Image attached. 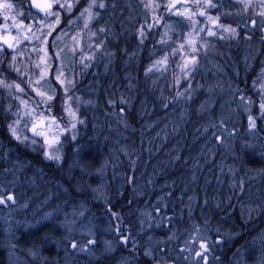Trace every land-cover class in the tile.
I'll return each mask as SVG.
<instances>
[{"label": "trees", "instance_id": "trees-1", "mask_svg": "<svg viewBox=\"0 0 264 264\" xmlns=\"http://www.w3.org/2000/svg\"><path fill=\"white\" fill-rule=\"evenodd\" d=\"M23 1L27 5L28 0ZM212 2L217 8L206 9L208 15L219 16V23L235 28L237 35L221 38L222 32L207 24L204 17L196 16L197 27L211 28L217 35L209 37L205 31L199 37H191L196 42L198 63L190 81L186 82L178 66L183 63L182 56L191 53L185 44L187 37L180 35L182 31H193L189 21L160 9L157 15L161 23L150 31L145 29L146 38L141 39L138 29L145 23L146 15L141 0H107L108 19L101 27L107 30L103 40L111 53L102 50L99 62L93 61L87 67L80 62L83 52L70 55L74 75L70 93L72 100L75 99L73 105L79 122L75 140L72 137L63 140L61 159L53 161L41 149L16 141L8 128L11 120L0 121V170H4L10 181L7 189L0 184V193L15 196L14 202L7 203L9 208L17 206V190L22 178L26 180L27 165L43 170L33 177L42 188H47L49 179L54 177L49 173L51 169L62 180L63 174L67 178L65 188H62L63 181L57 186L60 195L69 200L70 193H76L72 181L75 178L82 181L79 200L69 209L84 211L88 224L85 244L95 241L89 250L104 246L106 241H115L118 248L114 253H132L119 243L116 222V226L122 225L128 232V240L133 243L160 240L180 248L199 246L197 237L203 236L210 248L208 263L234 264V259L242 255L248 263L256 258L262 264L264 220L253 214L257 210L264 212V204L256 205L252 200L256 191L264 193V166H261L264 165V118L260 115L262 94L258 85V68L264 52L243 54L240 45L250 28V33H257L259 16L256 13L262 9L259 0H252V7L247 11L242 8L240 14L236 13L241 6L237 0ZM195 3L196 0L188 2L192 12L197 11ZM147 15L151 23V13ZM253 19L255 25L251 23ZM205 43L219 50H209L204 47ZM181 44L183 49L179 47ZM9 51H3L4 59L10 60ZM51 51L56 59L57 51ZM164 56L168 57L164 69L147 71L154 61ZM1 64L4 67L0 66V70L5 73L8 65L4 60ZM175 78H179V85ZM189 82L193 91L177 97V91L184 93ZM249 99L253 103L246 111L244 107ZM250 115L255 127L249 126ZM21 124L27 125L24 120ZM217 136H222V140ZM72 161L76 162L74 166L80 164L83 169L75 172L70 180L65 170ZM189 180L198 185L208 184L207 192L194 198L183 185ZM246 190L250 191L248 195ZM103 215L107 217V226L100 221ZM13 217L11 220L17 221ZM49 224H40L34 233L37 237L33 247L39 246L42 250L35 255L36 264L52 263L46 255L54 249L48 245L51 239L47 240L49 249L43 248L41 241L51 236ZM138 226L142 227L141 232ZM27 232V228L23 229L18 238ZM2 239L0 229V264H7ZM135 247L139 249L137 254L143 255L140 252L143 248ZM22 258L26 264L32 261H28V255ZM178 259L167 257V260ZM141 260L142 264L150 263L147 258ZM79 261L112 264L99 254L81 257Z\"/></svg>", "mask_w": 264, "mask_h": 264}, {"label": "snow or ice", "instance_id": "snow-or-ice-1", "mask_svg": "<svg viewBox=\"0 0 264 264\" xmlns=\"http://www.w3.org/2000/svg\"><path fill=\"white\" fill-rule=\"evenodd\" d=\"M143 8L146 10L145 15V23L139 26L138 32L141 39L146 38L145 29L152 30L156 28L161 23V17L157 15L158 10L163 9L165 13H172L178 17L186 18L190 25L192 26L193 31H191L186 39V44L190 47L191 53L186 55L183 59V63L179 65V70L185 79L186 82L190 81L191 74L193 70L196 68L198 63V50L196 48V42L191 37H199V33L207 31V36L213 37L217 35V32L211 30V28L197 27V21L195 19L196 16L204 17L207 24L214 26L218 31L222 33H227L229 36L237 35V31L235 28L231 26H225L219 23V16H211L208 15L206 9H214L217 8V4L213 3L212 0H203V3L200 0H196V3L193 5L197 11H190V5L188 4V0H167L165 4H159L155 2V0H141ZM237 2L242 6L244 11H247L250 7H252V0H237ZM261 11L256 13L261 19V22L264 23V0H259ZM79 3V0H64L63 3L60 0H28L27 5L23 3V0H20L19 4H13L8 2V0H0V19L5 21L0 24V53H2L5 49L11 50L13 53L11 56V61L8 64V68L17 74L18 78L26 80V87L29 89L31 93H33L37 99L36 101H30L21 99V96H26L28 93L25 92L24 88L21 87L19 83H8L5 78H3V74L0 73V88H3L7 91L9 97H12L13 92L16 93L15 100L17 101L16 107L17 112L13 113L16 116V119L8 125L9 131L11 135L14 137L16 141L21 143H31L36 145L37 138L43 139V146L46 147L44 152L45 157L48 159H58V155H53L52 152L48 151L54 144L58 143V139L56 137L49 136V132L47 131L48 122L51 121L53 123L56 122V117L53 115L45 116L43 112L38 113V109L43 108L47 112H51V107L54 101L57 98L56 90L49 87L48 91H42L41 88L44 85H48V75H49V64L50 58H48L47 50L43 46L47 44L48 36H51L52 33L56 30L57 26L61 24V12H65L67 14H71L74 7ZM179 6V7H178ZM27 7L28 11L25 12L24 8ZM58 7L60 11L53 12V8ZM108 5L104 2V0H88L87 5L81 8L79 12L78 19H85V27L87 24L93 19L99 16V12H94L93 9H106ZM183 8V11L180 10ZM12 13H15L14 15ZM147 13H151V23H148L149 16ZM43 14L44 19L37 20L36 16ZM224 15H228V13H224ZM54 18V23H46L47 20ZM25 20L31 21L30 23H24ZM8 21H11L9 23ZM253 25L256 24V20L253 19L251 21ZM72 21H68V25H71ZM35 28V31H33ZM13 31L16 32V35H13ZM102 36H107V30L104 27H100L97 30ZM39 33V35H37ZM66 35V31L62 30L59 35L55 38L56 40H60L61 36ZM95 33H92L89 37L90 41ZM167 35V33H165ZM72 43L77 45L79 42L76 39V36L71 37ZM24 41L33 42L35 41L37 47L32 48L31 52H43L44 55L40 57V63L36 65L39 69V77L37 80L33 81L31 77L28 75L27 71L24 67L18 66L17 58L18 56H24L25 53L21 51V44ZM163 43V41H161ZM104 40H100L99 43L93 45L89 43V48H95L97 51H102L104 47ZM181 49L184 48V44L179 45ZM206 48L207 45H204ZM70 52L75 53L76 48L70 49ZM80 52H83V49H80ZM57 59H60L61 53L57 51L55 53ZM93 59V56H84L81 55V60L90 62ZM168 57L164 56L160 60L154 61L153 65L147 70L152 71L153 68L164 69L167 65ZM87 67L85 63L83 65ZM63 63L61 62L57 69L56 74L53 77L57 82L58 87L63 90L65 96H67L68 86H70L74 81H66L63 78ZM43 82V84H41ZM176 85H179V78H175ZM262 91H264V84L261 85ZM193 91L190 82L188 83V87L185 88L184 93L177 91V97L182 95L189 94ZM51 92L52 94H48ZM240 100L243 102L244 97L241 96ZM123 103V101H121ZM67 103V102H65ZM112 103V101H109ZM253 101L248 100L245 107H250ZM34 105V106H33ZM12 105H8V110L10 111ZM260 115L261 118H264V95L261 96V102L259 104ZM65 111L70 117L69 127L74 132L76 129V124L78 121V117L75 111H73L69 107H65ZM123 111V108H121ZM27 118L31 121V127L27 129L28 132L32 134V139L29 140L27 135L23 137L18 134L17 127L20 125L22 119ZM249 126L255 127V120L250 115L248 117ZM223 124V121H221ZM69 129H63L64 132H67ZM73 140H75V135H73ZM218 140H222V136H217ZM9 201L14 202L15 196L11 193H0V205L7 204ZM158 210V209H157ZM113 215H116L113 213ZM116 231L119 233V228L117 227ZM199 232L200 230L197 229ZM127 236H120V240L127 244L128 242ZM200 251L195 252V257H198V260L194 261V264H208V257L210 255L209 243L205 242L203 236H198ZM216 243V242H213ZM95 241L89 240L88 245L84 247H80V251H84L86 247L94 246ZM73 248H77V243H72ZM191 252V249H186ZM36 255L35 252L32 253ZM150 253H146L149 255ZM215 259V258H214ZM264 264V261H262Z\"/></svg>", "mask_w": 264, "mask_h": 264}, {"label": "rangeland", "instance_id": "rangeland-1", "mask_svg": "<svg viewBox=\"0 0 264 264\" xmlns=\"http://www.w3.org/2000/svg\"><path fill=\"white\" fill-rule=\"evenodd\" d=\"M109 1V0H108ZM114 1V0H112ZM167 0H155V2L159 3V4H164L166 3ZM61 3L64 2V0H60ZM88 0H79V3L74 7L72 13L69 15L65 12H61V24L59 26H57L56 30L52 33L51 36H48L47 38V44H45L43 47L46 48L47 50V55L48 58H50V64H49V75H48V85H44V87L41 88L42 91H48L49 87L53 88L56 90V94H57V98L54 101V103L52 104L51 107V112H47L45 111L43 108L38 109V113L39 112H43L45 116H49V115H53L56 117V122L53 123L51 121L48 122V128L47 131L49 132V136L51 137H56L58 139V143L54 144L50 149H47L48 151L52 152L53 155H58V159H53L55 161H59L61 159V145L63 143L64 139H68L73 137V135H76V129H77V124H76V129L73 132L70 127H69V120L70 117L68 116L67 112L65 111V107H69L71 108L73 111L76 112L75 106L73 105V103L75 102V99L73 98L72 100V96L70 93L71 87L73 85V83L68 86V91H67V96L64 95L63 90L58 87L57 82L54 80V76L56 74V69L58 67V65L62 62L63 63V68H62V72H63V78L66 79V81H73V71H72V67H71V63H70V59H71V53L70 49L75 48L76 47V51L77 53H79L78 51H80V49H83V54L84 56H93V59L88 62V61H83L86 64H92L93 61H97L99 62L100 60V56L101 54L104 53V51H97L95 50V48H89L88 45L89 43L95 45L97 43L100 42V39L103 40V36L97 32L98 28H100L102 25L104 24V17L108 16V9L109 6L106 9H93L94 12H99V16L95 19H93L92 21H90L87 24V27H85V19H78L79 17V12L81 10V8L85 7L87 5ZM104 2L107 4V0H104ZM188 2H193V0H188ZM256 2V0H255ZM13 4H19L20 0H17L16 2H11ZM23 3H25V1H23ZM108 5V4H107ZM258 5V3H257ZM254 9L256 7H253ZM238 11H236L237 14H240V11L242 9V6H239ZM259 9V8H258ZM25 12H27L28 10L24 9ZM53 12H57L60 11V9L58 7H54ZM146 12V11H145ZM13 15L15 13H12ZM150 14V13H148ZM105 15V16H104ZM37 20H41L44 19L43 14H40L38 16H36ZM260 19V17H259ZM259 19L257 20V25L256 30L257 33H250L252 31V29L250 28V32L247 33V35H245L244 37V47L246 50H249L251 54H257L259 52V49H261V47L264 45V41L262 42V35H264V23L261 22V19L259 21ZM68 21H72L71 25H68ZM5 21H3L2 19H0V24L4 23ZM9 23H11V21H8ZM31 21L29 20H25L24 23H30ZM98 22V23H97ZM46 23H54V18L49 19L46 21ZM62 30L66 31V35L61 36L60 40H56L55 38L57 37V35H59L61 33ZM33 31H35V28H33ZM92 33H95L96 35L92 37L91 41L89 39V37L91 36ZM190 32H186V31H182L180 35H182L183 37H187V39L189 38L188 34ZM13 35H16V32L13 31L12 33ZM37 35H39V33H37ZM76 36L77 41L79 42L77 45H74L72 43V39L71 37ZM99 39V41H98ZM186 44V43H185ZM21 51H23L25 53L24 56H18L17 58V64L18 66L24 67L27 70L30 69L32 72H34V76L31 77V79L33 81L37 80L39 77V69L36 67V65L38 63H40V57L44 55V53L41 52H31L30 50L34 47H37V44L35 41L33 42H29V41H24L21 44ZM55 49V51H59L61 53V59H57L56 55V59H54V55L52 54V51ZM108 46L104 43V47L103 50H107ZM191 50V49H190ZM108 52L111 53V50H107ZM10 53V60L7 61H11V56H12V52L11 50L9 51ZM113 54V51H112ZM74 55V54H73ZM184 55L181 58V63L183 62L184 59ZM3 58V59H2ZM2 60L5 61L4 56H3V52L0 53V66H3ZM81 63H83L82 61H80ZM9 64V63H8ZM7 64V65H8ZM54 65H56V67L54 68ZM4 67V66H3ZM9 71V72H8ZM12 72L8 66H7V70L5 71V73H2L0 70V73L3 74V78H7L9 75V73ZM13 72L11 74V77L13 78ZM29 75V74H28ZM11 77H8V80H6L8 83L12 80ZM21 79V78H20ZM24 82H26V80H24ZM19 84H21V87L24 88L25 92L28 93V95H30V97L26 96H21V99H25V100H29L30 103L31 101H36L37 103L39 102L37 97L31 93L29 91V89L26 87V83L22 84L21 82H18ZM41 84H43V82H41ZM48 94H52L51 92H49ZM15 95L16 93L13 92L12 97H9L7 91H5L3 88H0V102L6 101V106H8L9 104L12 105V108L10 111H12V113L17 112V107H16V103L17 101L15 100ZM74 97V96H73ZM67 102V103H65ZM34 106V105H33ZM250 107H244V109L246 111L249 110ZM77 113V112H76ZM13 121L16 119V116L13 115ZM12 120V119H11ZM24 121H26V127L24 125H22L21 123ZM13 121H11L10 123H12ZM31 127V121L28 120L27 118H24L21 120L20 125L17 127V132L18 134L21 135H27L29 137V140L32 139V134L30 132L27 131L28 128ZM68 128L69 130L67 132H64L63 129ZM29 145L33 148V149H43L42 151L45 152L46 147L43 146V139L42 138H37L36 140V145H33L31 143H29ZM45 203V202H44ZM7 205V204H5ZM3 212L5 216L0 215V219H3V222H6L9 220V217L11 218V216L8 214L10 212H8L7 208H0V213ZM56 212H54L55 214ZM80 214V216H77L76 218H71V219H64V221L62 222V226L64 229L67 230V235L63 236L64 239L61 241V244H58L56 242L55 237H57L60 233V235L62 236V232H52L50 233V235L52 236V239L50 241V243L48 244L49 247H51V245L54 246V249L52 248V250H49V253L47 252V250H45L48 254H46L49 258L50 261L54 264H86L85 262H80L79 260L81 259V257L86 258L87 255H98L99 254V249L101 247H99L98 249H93V250H89L88 247L85 248L84 251H80V247H84L86 246L85 244V240L86 237L88 235V224L86 222V220L82 217ZM44 219V220H43ZM43 220L42 223L49 221L50 220V215L49 213H47L44 218L41 219V221ZM24 221V220H23ZM7 223V222H6ZM9 225V224H8ZM40 226V222L37 224L36 226V230L37 228ZM25 229V228H24ZM29 232H27L26 234H28ZM60 235L58 237H60ZM50 239L49 236H45L44 238H42L41 241H43V248L49 249V247L47 246V240ZM65 239H67L65 241ZM19 240V239H17ZM33 241V240H32ZM158 241V240H157ZM34 242H25L24 244H21V242L19 244H14L12 242H6L5 238L3 239L2 244H4L5 246H8V257L10 258V256L12 255L14 258L19 259L21 262H24L25 258H22V256L24 257V255H28V261H30L32 259V261L29 262V264H36L35 263V255H33L32 253H38V252H42L41 248L38 246V248L33 247ZM75 242L77 243L78 247L77 248H73L72 247V243ZM160 242H156V244L154 245L152 251H155L156 248H160V250H158V254L161 257L160 261L162 262H168L167 257L168 255L170 256H174L175 258H179L178 259V263L180 264H194L195 260H198V257H195V252L196 251H200V247L199 246H193V245H186V246H181L180 248L177 246H173L174 244H169L166 245L164 244H160V246H156L157 244H159ZM171 245V246H170ZM107 246L108 251H110L113 255L114 250H115V245L113 246L110 242H106L104 243V247ZM147 246V244H146ZM57 247V248H56ZM150 247V246H149ZM42 248V249H43ZM190 248L191 252L187 251L186 249ZM51 249V248H50ZM65 250L66 252V257L67 260H65V262L61 263L59 261V259L62 258V256L60 255V250ZM40 250V251H39ZM94 251V252H92ZM45 252V253H46ZM135 258L133 257H126L124 258L122 262H120L119 264H131L132 260H137L138 254H135ZM64 258V256H63ZM23 260V261H22ZM260 259H256L254 261H251L250 263H248L247 261H245V259L243 258L242 255L237 256L234 259V264H260L258 261ZM9 261V260H8ZM211 263V262H210ZM208 263V264H210ZM212 264V263H211Z\"/></svg>", "mask_w": 264, "mask_h": 264}, {"label": "bare ground", "instance_id": "bare-ground-1", "mask_svg": "<svg viewBox=\"0 0 264 264\" xmlns=\"http://www.w3.org/2000/svg\"><path fill=\"white\" fill-rule=\"evenodd\" d=\"M126 1H130V0H126ZM107 19H108V17L105 16L104 22ZM219 34H220V37L224 38V39H227L229 37V35L227 33H219ZM244 40L245 39H243L240 43L241 52L243 54H248V53H250V51L245 49ZM205 45H207L206 48L209 50H216V51L219 50L218 47L214 46L211 43H205ZM5 61H6L5 62L6 65H7L9 63V61H7L6 58H5ZM25 70L27 71L29 76H31V77L34 76L35 73L32 72L30 69L27 70L25 68ZM258 75H259L258 85H259L260 94L263 95L261 85L264 84V59L262 60V64L258 68ZM8 77H11V75ZM8 77L5 79L8 80ZM12 82H15V83L21 82L22 84L26 83V82H24V79L18 78L16 73L13 74V78L9 83H12ZM27 97H30V95H28ZM202 98H204V95L202 96ZM0 117H1L0 121H2V122H7V121H10L11 119H12L11 121H13V119H14L12 111L8 110V106H6V101H3V100L0 102ZM53 161H55V160H53ZM75 163H76L75 161L70 162L68 164V167H70V168L68 170H65V173H66L68 179H70V180H72L74 178L75 172H79L83 169L80 164H77L74 166ZM113 163L115 164V161H113ZM261 166H264V165L262 164ZM71 167L73 168V171H71L72 170ZM25 171H26V176H25L26 180H23L24 177L22 178V180H21L22 183L20 184V186L17 190L18 191L17 196L19 197L17 206L14 208H9L7 205H5L6 206L5 208H7L8 212H10L8 214L11 217L14 216L13 218H15V216H16L15 219L17 221L14 222L9 217V220L6 221L7 222L6 223V222H3V219H0V221H2L0 223V225L2 224L0 229H2L3 239L5 238L6 242H12L14 244H19L21 242V244L25 245V242H33L35 240V238L37 237L36 234H34L36 232L35 230H36L37 224L39 222H40V224H42L44 219L42 221H41V219L44 218V216L47 213H49L50 220L46 221V222L50 223L49 224L50 233L55 232V231L56 232H62V236L60 235L61 234L60 233L59 234L60 237H58L59 235L57 237H55V239L57 238L56 242L58 244H61V241L64 239L63 236L67 235V230L64 229L62 226V224H63L62 222L64 221V219L69 220L71 218H76L77 216H80V214H83V215H81V217H82V219L84 218L83 217L84 211H81V208H78L76 210H74L73 208L69 209V207L73 203H75L79 200L78 194H80L81 188H82V185L81 186H79V185L82 181L79 178H75L72 181V184L74 182L73 187H74V190L76 193L71 192L70 193V200H69L67 198V196L60 195L61 190L57 186V184L60 181L64 182V183H62V188H65L68 185L66 182L67 178L65 177L64 174H63L64 179L62 180V178L60 176H57V173L54 170L49 169V173L52 172L54 177H51L49 179L50 185L47 188H42L41 186L36 185L33 177L40 175L41 171L43 172V170L40 171V169L37 167L34 169V167L32 165H27ZM72 172H74V173H72ZM30 178H32V179H30ZM149 179L151 180L152 178H149ZM0 184L2 185V187L4 189L9 188V186H10L9 178L6 175V173L4 172V170H2V171L0 170ZM46 184L47 183H45L44 187H46ZM183 185L186 186V188L192 193L194 198H199L201 195V192H204V191L207 192V190L209 188L208 184H199L198 185L193 180H189L186 183H184ZM0 190H1V188H0ZM41 190L42 191L46 190V191L42 192ZM249 192H250L249 190H246V194L247 193L249 194ZM253 194L256 197L252 200V203H254L256 205L257 204H264V193L263 192H259V190H258V191H256V193H253ZM61 196H62V198L60 199L59 197H61ZM230 201H232V203H234L233 200L230 199ZM250 208L252 209V206ZM54 212H56V213L54 214ZM254 212L255 213L253 215H256V213H257L259 215V218L261 220H264V212L262 210H257ZM0 215H1V217L5 216L3 212H1ZM100 221H101L103 226H107L109 224L106 215H103L101 217ZM115 227H116L115 228V231H116V229L118 227V225L116 226V222H115ZM24 228H27L29 233L20 239V238H18L19 237L18 235L20 233H22V230ZM138 228H139V232H141L142 227L138 226ZM263 232H264V229H263ZM116 234L120 238V235L117 233V231H116ZM143 234H144V231L142 232L141 235H143ZM128 236H129V234H128ZM3 239H2V242H3ZM17 239H19V240H17ZM50 239H52V236H50ZM66 240L67 239H65V241ZM109 242L113 246L115 245V249L118 248V247H116L117 244L115 241L114 242L109 241ZM156 242H160L156 246H160V244H164V242H162L160 240L148 242L147 246H146V244H143L141 242H135L134 243V246L138 245V246H141V249L143 248L140 252L147 251L148 253H150L148 255V256H150L149 258L151 259L149 264H152V263L158 264L155 260L160 261V258H161L158 254V250H160V248H156L155 251H152L153 248H151V247H154ZM167 244H169V243H167ZM1 248L3 249L4 254L6 256L7 264H26V262H21L19 259L14 258L12 255L9 258L7 245L5 246L4 244H1ZM134 249H137V248L134 247ZM130 250H132V249H130ZM137 250H139V249H137ZM58 252H60L61 256L62 255L64 256V258L62 256V258L59 259V261L61 263L65 262V260H67V257H66L67 254H66L65 250L61 249ZM43 256H44V258H47L45 255H43ZM99 256L101 258H103V260L104 259H110L112 264H119L120 262L124 261L125 260L124 258H126V257H130V258L132 257L133 258L135 256V253L132 252L131 255H125L124 253L122 254L121 252H117L113 255L110 251H108L107 246H105V247L102 246L99 249ZM138 256L141 257L142 255L138 254ZM152 258H156V259L152 260ZM137 260H139V259L137 258ZM51 264H54L53 261ZM131 264H137L136 260H132Z\"/></svg>", "mask_w": 264, "mask_h": 264}, {"label": "flooded vegetation", "instance_id": "flooded-vegetation-1", "mask_svg": "<svg viewBox=\"0 0 264 264\" xmlns=\"http://www.w3.org/2000/svg\"><path fill=\"white\" fill-rule=\"evenodd\" d=\"M262 35V42L264 41V35L263 34H261ZM259 51L261 52V53H263L264 52V47H261V49H259ZM118 233V232H117ZM120 236L121 235H123V236H127L128 238H129V236H128V232H126V231H124L123 229H121V227L119 228V233H118ZM119 243L120 244H123V245H125L126 246V248H127V250L131 253V251L132 252H134L135 254H137L138 253V251L139 250H137V249H134V243L133 242H131V241H129L128 240V242H127V244H125V243H123L121 240L119 241ZM129 245V246H128ZM128 246V247H127ZM136 248V247H135ZM130 249H132V250H130ZM146 253H148L147 251H143V255H142V257L143 258H147V260L148 261H151V259L149 258V257H147L148 255H146ZM132 254V253H131ZM131 254H128V255H131ZM136 256H134V258H135ZM142 257H140V256H138L137 258L138 259H140V261L139 260H136V263L137 264H142ZM154 259H156V258H152V260H154ZM158 264H163V263H165V262H162V261H158V260H155ZM170 261H172V260H170ZM169 261V262H170ZM153 264V263H152Z\"/></svg>", "mask_w": 264, "mask_h": 264}, {"label": "water", "instance_id": "water-1", "mask_svg": "<svg viewBox=\"0 0 264 264\" xmlns=\"http://www.w3.org/2000/svg\"><path fill=\"white\" fill-rule=\"evenodd\" d=\"M168 264H176V263H174V262H169Z\"/></svg>", "mask_w": 264, "mask_h": 264}]
</instances>
